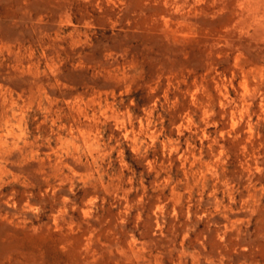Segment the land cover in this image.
<instances>
[{"label":"rangeland","instance_id":"1","mask_svg":"<svg viewBox=\"0 0 264 264\" xmlns=\"http://www.w3.org/2000/svg\"><path fill=\"white\" fill-rule=\"evenodd\" d=\"M0 264H264V0H0Z\"/></svg>","mask_w":264,"mask_h":264},{"label":"bare ground","instance_id":"2","mask_svg":"<svg viewBox=\"0 0 264 264\" xmlns=\"http://www.w3.org/2000/svg\"><path fill=\"white\" fill-rule=\"evenodd\" d=\"M84 129V128H83Z\"/></svg>","mask_w":264,"mask_h":264}]
</instances>
